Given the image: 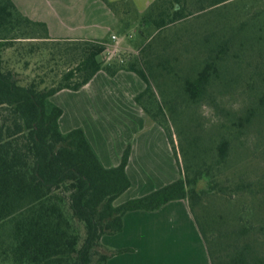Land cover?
Listing matches in <instances>:
<instances>
[{
    "label": "trees",
    "instance_id": "16d2710c",
    "mask_svg": "<svg viewBox=\"0 0 264 264\" xmlns=\"http://www.w3.org/2000/svg\"><path fill=\"white\" fill-rule=\"evenodd\" d=\"M101 1L122 30L135 25L142 36L144 30L159 33L187 27L194 15H214L216 8L231 0H155L140 15L129 0ZM215 35L211 32L199 40L208 51L203 65L181 82V93L189 102L203 99L219 78L223 64L218 62L225 59L228 41L212 40ZM26 40L30 44L20 45ZM107 44L106 40L51 38L44 23L22 15L11 0H0V264H106L111 256L131 251L107 250L100 244L102 236L122 231L126 213L156 211L174 200L186 201L210 264H264L251 225L208 235L212 225L202 222L195 209L212 189L213 180L204 182L202 189L196 185L210 175L213 166L201 169L195 162L199 152L190 144L182 150L185 171L180 169L171 134L164 126V107L151 87L150 63L139 56L104 64L100 57ZM9 49L38 54L39 72L30 80L22 79L4 58ZM122 70L144 82L145 88L133 101L164 128L181 176L116 206L114 201L131 185L125 172L130 145L117 166L104 167L81 128L60 131L62 110L50 98L62 90L78 91L99 71L112 77ZM252 117L248 112L235 126L244 128ZM215 148L213 165L219 167L227 161L230 140L222 137ZM240 187L234 186V191Z\"/></svg>",
    "mask_w": 264,
    "mask_h": 264
},
{
    "label": "rangeland",
    "instance_id": "374dc122",
    "mask_svg": "<svg viewBox=\"0 0 264 264\" xmlns=\"http://www.w3.org/2000/svg\"><path fill=\"white\" fill-rule=\"evenodd\" d=\"M214 11V15H194L187 27H170L159 33L144 30L141 36L135 25L130 30L119 28L117 46L124 51L125 60L140 56L150 63L151 87L164 107V126L171 134L180 169L185 171L182 150L190 144L199 152L195 162L201 169L213 166L210 175L196 185L202 189L204 182L213 180L212 189L203 194L195 209L202 222L212 225L208 235L251 225L253 241L264 257V0H231ZM211 32L216 33L212 40L228 41L225 59L218 62L223 64L219 78L203 99L192 103L185 100L180 85L185 76L201 69L208 51L199 40ZM109 44H113L111 39ZM4 58L24 80L39 72L38 54H16L9 49ZM100 59L104 63L102 56ZM248 112L253 113L251 122L244 128L235 126ZM133 125L137 123L132 120ZM159 127L167 139L164 128ZM222 137L230 140V150L225 164L217 167L213 165L215 147ZM127 145L131 147L132 142ZM171 157L179 178L172 151ZM236 185L241 187L234 191Z\"/></svg>",
    "mask_w": 264,
    "mask_h": 264
},
{
    "label": "crops",
    "instance_id": "0c3cea01",
    "mask_svg": "<svg viewBox=\"0 0 264 264\" xmlns=\"http://www.w3.org/2000/svg\"><path fill=\"white\" fill-rule=\"evenodd\" d=\"M11 1L22 15L44 23L51 38L110 43L111 35L118 36V20L101 0ZM129 1L140 15L155 0ZM144 87L134 73L122 70L110 77L99 71L78 91L62 90L50 98L62 110L60 131L81 128L104 167L117 166L132 142L125 168L131 185L114 201L116 206L178 179L163 130L133 101ZM132 120L138 126H132ZM100 244L107 250H131L111 256L106 264H210L185 200L152 212L126 213L122 231L102 236Z\"/></svg>",
    "mask_w": 264,
    "mask_h": 264
},
{
    "label": "built area",
    "instance_id": "2783aa9c",
    "mask_svg": "<svg viewBox=\"0 0 264 264\" xmlns=\"http://www.w3.org/2000/svg\"><path fill=\"white\" fill-rule=\"evenodd\" d=\"M112 45L107 44L104 52L102 53L104 64H111L114 61L123 63L125 61L124 51L120 50L117 46V38L115 35H111Z\"/></svg>",
    "mask_w": 264,
    "mask_h": 264
}]
</instances>
